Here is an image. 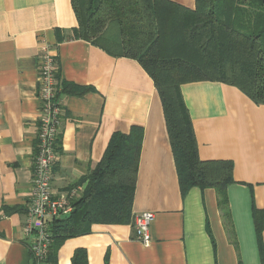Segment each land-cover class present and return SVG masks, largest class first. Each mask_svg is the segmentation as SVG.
Listing matches in <instances>:
<instances>
[{
  "label": "crops",
  "instance_id": "1",
  "mask_svg": "<svg viewBox=\"0 0 264 264\" xmlns=\"http://www.w3.org/2000/svg\"><path fill=\"white\" fill-rule=\"evenodd\" d=\"M194 9L196 0H171ZM72 0H0V264H34L22 228L27 221L38 136L41 44L57 58L62 99L52 189L87 185L115 132L144 128L131 221L94 223L67 238L55 264H264L254 211L264 210V105L216 81L182 86L202 160H232L230 221L214 188L183 195L162 99L136 59L74 37ZM86 87L84 94L76 88ZM155 213L151 242L137 240L135 219ZM264 243V230L262 232Z\"/></svg>",
  "mask_w": 264,
  "mask_h": 264
},
{
  "label": "trees",
  "instance_id": "2",
  "mask_svg": "<svg viewBox=\"0 0 264 264\" xmlns=\"http://www.w3.org/2000/svg\"><path fill=\"white\" fill-rule=\"evenodd\" d=\"M78 19L74 37L111 54L136 59L153 78L162 99L182 194L194 186L214 188L230 221L227 190L235 182L232 160H202L182 86L216 81L235 86L264 105V0H196L194 9L171 0H72ZM84 94L88 88L78 87ZM144 128L115 132L101 161L89 172L69 217L51 222L47 264L70 237L94 223L131 221ZM254 219L262 253L264 210ZM72 264H88L75 251Z\"/></svg>",
  "mask_w": 264,
  "mask_h": 264
},
{
  "label": "built area",
  "instance_id": "3",
  "mask_svg": "<svg viewBox=\"0 0 264 264\" xmlns=\"http://www.w3.org/2000/svg\"><path fill=\"white\" fill-rule=\"evenodd\" d=\"M59 65L46 42L41 44L38 67V136L34 157V175L29 201L27 221L22 228L29 243L34 264H47L51 244L50 225L56 219L71 213L72 201L79 196V189L57 194L52 189L53 169L58 159L57 141L62 122V99L57 81ZM155 213L142 212L136 216L137 240L148 245L151 242V225Z\"/></svg>",
  "mask_w": 264,
  "mask_h": 264
},
{
  "label": "water",
  "instance_id": "4",
  "mask_svg": "<svg viewBox=\"0 0 264 264\" xmlns=\"http://www.w3.org/2000/svg\"><path fill=\"white\" fill-rule=\"evenodd\" d=\"M70 215H71V213H66L63 215V217L66 218V217H69Z\"/></svg>",
  "mask_w": 264,
  "mask_h": 264
},
{
  "label": "rangeland",
  "instance_id": "5",
  "mask_svg": "<svg viewBox=\"0 0 264 264\" xmlns=\"http://www.w3.org/2000/svg\"><path fill=\"white\" fill-rule=\"evenodd\" d=\"M226 220V219H225ZM229 223L228 220H226V224Z\"/></svg>",
  "mask_w": 264,
  "mask_h": 264
}]
</instances>
